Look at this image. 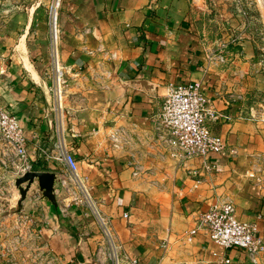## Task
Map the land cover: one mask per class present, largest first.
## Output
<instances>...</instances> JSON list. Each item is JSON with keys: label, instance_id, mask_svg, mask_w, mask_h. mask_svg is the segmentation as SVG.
Instances as JSON below:
<instances>
[{"label": "crops", "instance_id": "crops-1", "mask_svg": "<svg viewBox=\"0 0 264 264\" xmlns=\"http://www.w3.org/2000/svg\"><path fill=\"white\" fill-rule=\"evenodd\" d=\"M50 3L0 0V97L24 128L35 169L62 170L39 149H52L62 115L67 144L110 218L124 256H136L141 264H228L226 257L229 264H264V258L252 262L242 249L215 244L203 231L190 233L201 212L230 198L236 216L258 221L264 237V182L248 175L253 156L264 152V69L254 39L240 36L225 64L212 67L207 61L222 39L234 35L235 14L228 3L62 0L58 53L68 84L58 110L46 76L53 69ZM227 26L230 33L224 34ZM87 27L91 32H85ZM104 68L111 70L110 77H103L108 88L92 75ZM191 81L200 83L219 113L213 132L236 153L180 161L157 142L138 145L142 170L135 175L128 151L113 150L109 132L119 126L152 132L167 85ZM24 213L43 229L41 244L65 264H99L96 252L103 235L93 217L70 207L65 231L59 232L41 207L28 205ZM18 217H7L4 225ZM7 261L0 253V264Z\"/></svg>", "mask_w": 264, "mask_h": 264}, {"label": "built area", "instance_id": "built-area-1", "mask_svg": "<svg viewBox=\"0 0 264 264\" xmlns=\"http://www.w3.org/2000/svg\"><path fill=\"white\" fill-rule=\"evenodd\" d=\"M61 2L62 0H51L48 7L53 69L46 73V76L51 82L49 88L54 96L55 110L61 107V98L68 84L58 53ZM85 32H91V28H85ZM229 37L227 40L222 39L218 48L208 53L207 61L210 66L217 67L230 60V45L238 43L240 36ZM108 58L114 60L116 54L110 52ZM92 75L99 86L109 87L103 79L104 76H111L109 68H104L101 74L94 71ZM218 117V111L202 91L199 82H170L162 107L156 114L152 132L143 130L139 133L119 126L114 127L108 137L113 150L128 151L134 174L137 175L142 170L137 156L139 151L135 148L138 145L145 146L157 142L164 152L180 161L207 156L210 153H236L234 149L228 151L225 138L213 132L211 124ZM57 118L60 133L52 149H39L49 159L62 165L60 172L64 176L65 187L62 205L65 209L77 207L85 217H93L97 221L103 235V241L96 252V261L99 264H141L136 256L123 255L122 245L113 230L110 218L101 211L92 184L88 177L80 172L78 159L67 144L61 130L62 115ZM29 170H35V166L29 155L24 128L17 114L8 109L0 97V211L9 208L18 199V194L11 192L13 183L9 177L24 174ZM248 175L258 184L264 182V152L253 156ZM6 218L0 220V230L4 233L0 240V253L8 258L9 264H65L63 257L57 255L47 244H41L43 229L36 226L34 216L23 213L11 226L4 225ZM199 231L205 232L215 244L225 249L244 250L254 263L264 258V237L260 235L258 221L239 219L236 216V205L230 198L218 200L198 215L197 225L190 233L196 234ZM231 261L229 257L225 258V263L229 264Z\"/></svg>", "mask_w": 264, "mask_h": 264}, {"label": "water", "instance_id": "water-1", "mask_svg": "<svg viewBox=\"0 0 264 264\" xmlns=\"http://www.w3.org/2000/svg\"><path fill=\"white\" fill-rule=\"evenodd\" d=\"M11 192L18 194L16 203L0 211V220L10 216H19L28 205L41 207L45 220L59 232L65 231L63 222L68 219L67 209L61 203L65 195L64 176L60 171L29 170L24 174L12 175Z\"/></svg>", "mask_w": 264, "mask_h": 264}, {"label": "rangeland", "instance_id": "rangeland-1", "mask_svg": "<svg viewBox=\"0 0 264 264\" xmlns=\"http://www.w3.org/2000/svg\"><path fill=\"white\" fill-rule=\"evenodd\" d=\"M224 2L228 3L225 5L235 14V20L231 22L234 25L232 28L235 29L234 35H250L254 39L260 58L259 65L264 69V0H224ZM228 26L224 34L230 31Z\"/></svg>", "mask_w": 264, "mask_h": 264}]
</instances>
